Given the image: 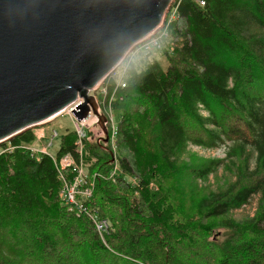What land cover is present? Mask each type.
<instances>
[{"label":"trees","instance_id":"trees-1","mask_svg":"<svg viewBox=\"0 0 264 264\" xmlns=\"http://www.w3.org/2000/svg\"><path fill=\"white\" fill-rule=\"evenodd\" d=\"M174 6L184 26H168L166 67L130 62L124 87L107 85L120 117L116 149L89 140V130L80 156L73 131L60 139L54 158L82 163L77 188L89 196H59L54 161L24 148L34 129L0 144L13 148L0 153V264H264V0ZM188 146L227 147L234 179L183 217L169 181ZM220 164L191 173L204 181ZM75 176L63 173L67 183ZM255 196V214L233 218Z\"/></svg>","mask_w":264,"mask_h":264},{"label":"water","instance_id":"water-1","mask_svg":"<svg viewBox=\"0 0 264 264\" xmlns=\"http://www.w3.org/2000/svg\"><path fill=\"white\" fill-rule=\"evenodd\" d=\"M174 0H0V144L51 121L106 118L90 94L147 35ZM99 142V141H98Z\"/></svg>","mask_w":264,"mask_h":264},{"label":"rangeland","instance_id":"rangeland-1","mask_svg":"<svg viewBox=\"0 0 264 264\" xmlns=\"http://www.w3.org/2000/svg\"><path fill=\"white\" fill-rule=\"evenodd\" d=\"M164 21L165 18L163 20V23ZM171 23L179 28H182L184 26L182 20H178L176 15H174L173 17H170L169 15L167 21L165 22V24H167L166 32H164L166 34V37L160 40L162 48L153 53L145 54L142 52H136L135 49L137 45H135L130 50V54L127 55L125 61L122 64L123 70H120L119 67L118 69H114V83L124 84L127 68L130 62H132L137 67H141L147 62L155 60L160 66L166 67L167 61L163 52L164 50L168 52L167 47L171 46L172 41L174 40L168 30V26ZM90 94L93 95L98 101L104 100V98L100 96V87H98L94 91H91ZM119 120V115L115 113L113 115L112 121L115 125V128H117ZM72 124L73 121L68 115H58L47 123L31 128L34 129L33 132L36 136V141L30 146H32L33 150H39L44 146L47 147L50 139L53 137L52 145L50 147H47V150L49 154L55 156L56 152L59 149V143L62 135L66 131H72ZM88 130L91 133V135L89 136V140H95L96 142H98L99 138L102 137L101 131L98 129V127L89 128ZM3 143L7 144L8 141ZM226 148L227 147L225 146H220L213 150H207L196 146H188L184 151H182V154H180L177 172L169 182L171 185L172 199L175 202L177 210L183 217H188L192 213H194L193 205L199 195H204L209 191L222 189L227 185L228 182L234 179L224 167L227 162V160L224 158ZM212 160H218L221 164L214 173L208 176L206 180L203 181L193 176V174L191 173V169L208 164ZM236 161H238V159H236ZM258 198L259 196L253 197L247 206H245L241 210L234 211L232 213L233 218L240 219L253 216L257 209ZM214 222L215 220L213 219H209L207 221L209 226H212L211 224H213Z\"/></svg>","mask_w":264,"mask_h":264},{"label":"built area","instance_id":"built-area-1","mask_svg":"<svg viewBox=\"0 0 264 264\" xmlns=\"http://www.w3.org/2000/svg\"><path fill=\"white\" fill-rule=\"evenodd\" d=\"M192 1L199 7H203L205 4V0H192ZM173 3H174V1H173ZM173 3L171 5L170 9L168 10V12L164 15L161 23L158 25L157 30L152 32L151 34L147 35L141 42L136 44L137 45L136 49H135L136 52H138V53L142 52V53L147 54V53H153V52L160 50L162 48L160 40L166 37V34L164 32H166L167 24H165V22L167 21L169 15H170V17H173L174 15H176L175 14L176 7L175 6L173 7ZM164 18H165V21L163 23ZM156 32H157V34H156ZM172 49H173L172 46L167 47L168 52H171ZM128 54H130V51ZM127 55L121 60V62L116 67V69H118V67H119L120 70H123L122 64L125 61ZM113 77H114V70L101 83H103L105 80L106 81L103 84L97 85V87L94 90H96L98 87H100V96H102L104 98L103 101H98L95 98L96 103L98 105L97 112L99 114H103L106 118L105 125L108 126V130H109L108 142L110 144L111 149L114 151L116 128H115L114 123L112 122L113 121V114L111 111V101L113 100V96L112 95H110L109 97L107 96V85L109 83H112L114 87H118V86L124 87V84L123 83H120V84L114 83ZM81 102H82V100L78 98L72 104L68 105L60 113H58V115H62V116L68 115L69 117H71V119L73 121L72 131L74 132V135L76 138V141H75L76 149L75 150H76L78 156L81 155L83 140L86 138V134H87L88 129L93 128V127H97V122H98L97 117L91 111H89L88 115L80 121H77L72 116L71 111L73 109H75V107ZM57 116H55V117H57ZM52 140H53V137L50 139V142H49L47 147H50L52 145ZM47 147L44 146L39 150H33L32 146H27L24 148H28L31 152L42 153V154L48 155L54 161V165L56 167V170H57V172H58V174H59V176L63 182V188H62V191L59 193V196L62 197L67 204H75L77 196H80V197L89 196V191L87 189L80 191L77 188V185L81 182L83 175H84V172H83L84 169L82 167V164L76 163L75 160L69 155H66L60 159H55L53 155L48 153ZM12 149H13L12 147H6L5 149H2L1 152L11 151ZM66 171H69V173H71V174H73V172L76 173V176L74 177L73 181L70 183H67L64 180L63 173ZM95 227H96V230L99 233H101L106 228V222L105 221L95 222Z\"/></svg>","mask_w":264,"mask_h":264},{"label":"bare ground","instance_id":"bare-ground-1","mask_svg":"<svg viewBox=\"0 0 264 264\" xmlns=\"http://www.w3.org/2000/svg\"><path fill=\"white\" fill-rule=\"evenodd\" d=\"M82 100V99H81ZM86 135H88V133L86 134ZM115 138H116V136H115ZM116 140V139H115ZM84 143V142H83ZM115 145H116V143H115ZM116 149V148H115ZM83 150H84V148H83ZM110 150H111V148H110ZM112 151V150H111ZM83 152V151H82ZM82 152H81V155H82ZM77 161V160H76ZM82 164V163H81Z\"/></svg>","mask_w":264,"mask_h":264}]
</instances>
